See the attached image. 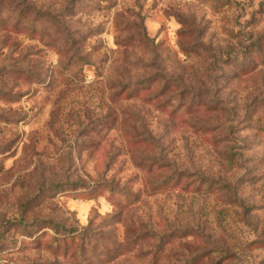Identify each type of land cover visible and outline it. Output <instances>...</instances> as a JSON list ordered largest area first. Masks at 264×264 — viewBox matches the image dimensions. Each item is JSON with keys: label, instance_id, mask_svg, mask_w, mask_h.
Returning a JSON list of instances; mask_svg holds the SVG:
<instances>
[{"label": "rangeland", "instance_id": "rangeland-1", "mask_svg": "<svg viewBox=\"0 0 264 264\" xmlns=\"http://www.w3.org/2000/svg\"><path fill=\"white\" fill-rule=\"evenodd\" d=\"M44 21L80 35L88 61L63 59ZM250 43L264 54V0H0V264H80L61 231L84 227L88 264H179L212 246L264 264V243L248 244L264 239V102L251 106L264 60ZM169 77L190 85L181 101L155 94ZM199 176L224 184L195 190Z\"/></svg>", "mask_w": 264, "mask_h": 264}, {"label": "trees", "instance_id": "trees-1", "mask_svg": "<svg viewBox=\"0 0 264 264\" xmlns=\"http://www.w3.org/2000/svg\"><path fill=\"white\" fill-rule=\"evenodd\" d=\"M10 2V1H9ZM27 7V6H26ZM24 8V7H23ZM34 21H30L29 25L30 27H33L32 23ZM45 25H43V28L45 29V33H42V37H46L48 40V36L54 38V40L60 39L63 44L62 46H59L60 50L59 51L61 53V57L63 59H65L68 62L74 61L76 62H87L88 61V53L84 50L81 49V46L77 45V43H80L81 40H83V38H80V35H78V37H76V39L74 37H72L69 34L64 35L61 38L55 37V35L51 32L50 27H48V25H50L47 21H44ZM36 26H42L41 22H38ZM47 27V28H46ZM37 29L39 27H36ZM262 43H260L259 45L256 43H250L247 47V49L245 50L246 55H248L250 58L252 57V55L254 54L256 57L260 58V60H264V54H262ZM27 55V54H26ZM25 55V57H27ZM232 61L234 60V62H236L238 60V56L232 55L231 56ZM251 68H253V64L250 66L249 70H252ZM21 74L23 76V78L26 79V81H28L30 84L32 83H41L44 75L39 72V70L37 68H34V66H30L27 62L24 63V66L21 68ZM155 80H152V82H154ZM150 83H148L147 80H144V82H140L139 83V87L137 86V88H134L132 90H141L144 89L146 86H148ZM151 86V85H150ZM190 87V85H188L187 83H185L183 80L178 79V78H166V81H164L161 85H159L157 87L156 93L158 96L161 95L163 92L166 91L167 88H170V95L169 97H174V100L176 99L177 101H181L182 97H183V93L185 92V88ZM124 89H128L129 90V86L125 85ZM189 91V90H188ZM173 101V100H172ZM261 102H264V93H261L259 96V99H255L252 103L251 106H255V104L260 105ZM230 131L232 132V129L230 127ZM237 155L239 157V153H232V156ZM195 183V190L198 189H202V186L205 190L210 191L211 188H221V186H223L222 182L215 181L213 179H205L202 178L201 176H199V183L196 182V180L192 181ZM227 185V184H226ZM162 186V185H161ZM54 226H59L57 224H53ZM198 228H193V227H184L182 228L179 232L182 234H192L193 232L198 233L200 232ZM197 230V231H196ZM89 227H84L81 228L80 230L77 229H69L66 230L64 229L63 231H61L62 233V242L61 245L66 248L67 244H72L75 240V238L78 239V241H81V248L79 247L76 251V259L80 264H88V259H86L85 255H84V246L86 245V242H88V240H91V236L92 233L91 231L89 232ZM91 233V234H90ZM189 234V235H190ZM199 234V233H198ZM96 235V234H95ZM163 237V236H162ZM67 239H69V241H67ZM161 239V238H160ZM92 243L94 241H91ZM264 243V239L263 238H259V239H254L252 241H250L248 244H257V246H261L260 244ZM89 248V247H86ZM107 248V247H106ZM97 250H100L96 256L100 257L102 256L103 259L106 258V253H104L103 251L105 250V248L103 246H99ZM64 251V250H63ZM164 251V247H163V243L156 242V245L153 249V253L150 257H147L146 255H144L143 258H145L148 262H155V260H160L162 253ZM69 252V251H68ZM213 253H215L216 255H214ZM234 257V253L231 252L229 249L224 248V247H219V246H212L210 247V249H200L198 251H189L187 249L182 251V257H181V263L179 264H229L230 261H232V258Z\"/></svg>", "mask_w": 264, "mask_h": 264}]
</instances>
